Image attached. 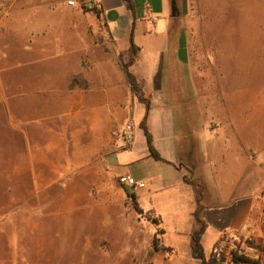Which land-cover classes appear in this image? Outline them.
<instances>
[{
    "label": "crops",
    "instance_id": "1",
    "mask_svg": "<svg viewBox=\"0 0 264 264\" xmlns=\"http://www.w3.org/2000/svg\"><path fill=\"white\" fill-rule=\"evenodd\" d=\"M98 1L99 18L92 11L71 13L69 7L67 14H9L0 19V24L18 21L24 36L26 19L35 20L40 24L36 37L25 42L42 54L54 51V62L45 65L54 70L47 80L54 83L52 90L22 94L4 80L0 84V130L8 135L13 128L24 138L18 166L28 167L35 183H54L88 163L91 150L108 147L104 164L117 177L128 173L143 182L124 187L144 212L160 218V234L166 230L164 213L171 219L169 229L185 233L191 252L197 211L205 223L201 243L206 257L224 237L248 240L254 249L264 246V97L220 95L217 80L200 77L201 65L191 57L184 2L174 0L173 13V0ZM97 19L109 33L107 47L95 43L87 30L96 32ZM124 20L129 44L120 48L112 24L117 27ZM138 37L141 42H136ZM132 45L136 48L129 70L150 100L147 111L132 93L118 57L122 53L128 59ZM138 61L143 64L136 70ZM174 101L185 108L177 116L165 108ZM135 111L139 129H134L132 145L115 149L112 134L123 120L131 119L135 128ZM143 120L161 159L150 154ZM5 143L9 148L7 139ZM157 237L158 252L166 247L165 254L171 256L175 244L165 245ZM191 259L200 264L192 253Z\"/></svg>",
    "mask_w": 264,
    "mask_h": 264
},
{
    "label": "rangeland",
    "instance_id": "2",
    "mask_svg": "<svg viewBox=\"0 0 264 264\" xmlns=\"http://www.w3.org/2000/svg\"><path fill=\"white\" fill-rule=\"evenodd\" d=\"M177 2H184L191 57L201 65L200 77L217 80L220 95L264 97V0ZM137 4L141 13L142 5ZM68 9L64 0H0V19L9 14H67ZM69 12L86 11L70 8ZM26 20L25 36L18 32V21L6 19L0 24V84L4 80L22 94L52 90L54 83L47 80L54 70L45 65L54 62V51L42 54L33 43L25 42L29 36L36 37L40 25ZM97 20L96 32L87 30L95 43L107 47L111 45L109 33ZM125 26V20L117 27L112 24L120 48L129 44ZM118 57L127 61L122 53ZM142 64L138 61L136 70ZM166 104L167 111L176 116L185 110L180 101ZM25 107L22 103L21 109ZM137 116L135 111L133 131L139 129ZM179 128L176 122V137ZM5 139L9 148H4ZM23 142L17 130L12 128L8 135L0 130V264H192L185 233L169 229L171 219L164 213L166 230L157 236H162L165 245H175L171 256L165 254L166 247L158 252L159 241L153 244L158 225L148 218L149 212L135 210L124 184L104 164L108 147L91 150L88 163L76 166L62 180L35 183L28 167L18 166V147ZM256 247L262 259L264 246Z\"/></svg>",
    "mask_w": 264,
    "mask_h": 264
},
{
    "label": "trees",
    "instance_id": "3",
    "mask_svg": "<svg viewBox=\"0 0 264 264\" xmlns=\"http://www.w3.org/2000/svg\"><path fill=\"white\" fill-rule=\"evenodd\" d=\"M126 1L129 2V0H126ZM135 48L136 47L132 45L130 47L132 52L129 58L127 59V61H120V62H121L122 69L126 75L127 81L130 85V89L132 93L138 98L139 101L144 103L145 109L147 111L150 108V100L149 98L144 96L143 92L141 91L138 80L136 79L134 74L129 70V65L133 61V53L135 52ZM145 116L146 115H144V119H145ZM140 126L142 127L144 131L146 141L148 144V148L150 150V154L156 159H161L158 152L154 149L151 143V134L149 130L147 129L146 125L144 124V120L140 122ZM127 193L132 198L133 206L135 210L138 213H141L143 209L139 206L133 192L127 191ZM148 218H150V220L153 221L155 224H159L161 221L159 217H155V216H151V217L148 216ZM195 218L199 224L197 228L191 232V253L193 257L198 258L200 260V264H227L229 262H233L235 264H260V261L258 259H254L245 253H239L237 250H231V257L227 261H226V257L224 254H220V256L217 258L212 251L210 252V255L206 257L204 254L202 243H201V237H202V233L205 228V223L198 217L197 211H195ZM161 232L162 230L158 228V230L156 231V235L153 239L154 245H157V241H158L157 233L159 234Z\"/></svg>",
    "mask_w": 264,
    "mask_h": 264
},
{
    "label": "built area",
    "instance_id": "4",
    "mask_svg": "<svg viewBox=\"0 0 264 264\" xmlns=\"http://www.w3.org/2000/svg\"><path fill=\"white\" fill-rule=\"evenodd\" d=\"M65 4L71 8H78L85 11H92L102 15L98 0H64ZM134 141L133 122L126 121L119 129L113 133V145L115 149H125L132 145ZM118 180L129 187L142 186L143 182L136 180L132 175L125 173L118 176ZM252 244L246 240H240L231 237H224L220 243L212 247V252L218 258L224 254L226 261L231 257V250H237L239 253H245L254 259L261 260V256L256 252Z\"/></svg>",
    "mask_w": 264,
    "mask_h": 264
},
{
    "label": "water",
    "instance_id": "5",
    "mask_svg": "<svg viewBox=\"0 0 264 264\" xmlns=\"http://www.w3.org/2000/svg\"><path fill=\"white\" fill-rule=\"evenodd\" d=\"M171 8H172V12H173V13L177 12V7H176V5H175V1H174V0L172 1Z\"/></svg>",
    "mask_w": 264,
    "mask_h": 264
}]
</instances>
